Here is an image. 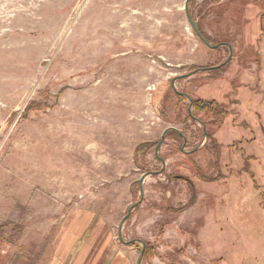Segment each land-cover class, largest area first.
<instances>
[{"label":"rangeland","instance_id":"374dc122","mask_svg":"<svg viewBox=\"0 0 264 264\" xmlns=\"http://www.w3.org/2000/svg\"><path fill=\"white\" fill-rule=\"evenodd\" d=\"M185 1L0 0V264L17 250L37 255L35 264L55 254L65 260L67 246L56 238L66 222L91 214L112 226L118 246L146 248L142 239L160 237L170 221L158 211L188 201L186 185L170 177H185L191 152L210 179L199 185L201 244L179 230L192 257L264 264V0H191L187 10ZM212 67L224 68L221 92L236 86L238 111L228 117L235 125L220 129L233 144L221 147L198 116L204 146L199 132L188 142L186 124L182 147L169 143L175 124L158 112L157 98H191L187 79L206 75L193 69ZM143 175L141 194L131 181ZM156 241L160 261L189 256L180 237Z\"/></svg>","mask_w":264,"mask_h":264},{"label":"crops","instance_id":"0c3cea01","mask_svg":"<svg viewBox=\"0 0 264 264\" xmlns=\"http://www.w3.org/2000/svg\"><path fill=\"white\" fill-rule=\"evenodd\" d=\"M247 45L249 46V49L253 51L254 44L248 43ZM223 72L218 73V71L208 70L206 72L198 73L206 74L204 77H196L195 75L191 76L187 79L188 82L186 83V89H190V92H192L190 95V99L192 102L198 104L199 102H202V105L205 107L203 108L201 106L194 105V118H197V116L199 118H202L205 123L208 124L211 131L215 130L212 126L213 116L217 115V111L224 113V118L220 123L219 128L216 129L215 133L211 134L210 136L214 138V140H216L221 147L227 148V146L232 145L233 142H223L221 136L224 130L220 131V129L224 126L226 127L229 123L231 124V122L232 125H235V118L230 121L228 117L229 115H232L233 117L237 113L238 110H236V105H239V103L236 99L235 94V91H237L235 90L236 86H230V89H227L226 93L221 92L223 88L221 89L220 87H218V78L223 74ZM172 84L173 83H171V85ZM209 90L217 91L218 95L212 93L206 94ZM182 101H184V104H187L186 109L183 106ZM156 102L158 112L162 114V116L165 117L169 123L172 122L173 124H175V129L166 133V138L168 139V142L172 144H179L181 148L184 143L180 131L181 126L186 124L190 127L189 130H192L191 127H193L190 122L187 108L188 103L186 99L176 96H174L173 99H166L162 98L161 95L157 98ZM216 109L217 111L213 112ZM188 120L189 123L187 124L186 122H188ZM225 129L230 130L229 127H226ZM195 132H199L201 134V138L196 141V143L199 144L202 137L205 135V130H192V135L189 132V135H191V137L188 135V142L189 140L190 142L195 141ZM186 158L187 163L185 164V166H183L186 169V173L184 175L185 177L170 178L174 179L175 181H182L186 185L188 201L186 204L182 205V207L186 206L191 202L193 203L179 214H176V212L182 207L175 208L171 206H166L162 209V211H158L170 221H168L166 225L163 226L162 234L160 237L155 235L150 236L149 238L142 239L146 244V248L142 245L139 250L136 243L129 244V242L125 243V246H118L112 236V226L109 225V223L102 218L94 219V216L91 214L89 220L85 219L84 221H82L81 218L70 223L66 222L60 232L59 237L56 238V240L58 239L61 243H65V245L67 246L66 259L62 260L56 257L54 250V259L49 264H182L181 262L183 259L186 261V264H201L200 258L207 255L200 252L199 258H193L192 254L190 253L191 251H189L191 240L189 237H184L179 234V230H189L186 233L189 236L191 235L194 241L196 240L198 243L201 244V242L198 241V238L202 234V232L200 231L201 228L199 229L198 227H200L199 225H201L203 219L205 218V208L203 204L205 198L204 194L200 190L199 185L201 181L207 182L210 179L207 180V177L204 175V171L200 163H198L195 155H193L192 152L191 154L189 153V156H187ZM140 164L141 163L139 162L138 165ZM242 170L243 168H241L240 171ZM141 178L142 177L133 179L131 183L137 182V184H139L140 186ZM146 180L147 179H144L142 183L145 184ZM142 207L143 206H139L140 209H142ZM152 208L154 209L156 207L152 206ZM147 216H142V218L146 219ZM137 221L138 217L133 216L131 219L127 220L126 223L130 222L129 227L133 229V224H136ZM195 227L196 229L192 231V229ZM137 230L140 231V228H138ZM87 232H89L88 242L83 244L82 236ZM157 235H159V232ZM157 237L162 241H167L170 243H172V240L178 241L180 237L183 242V247L181 251L180 249L178 251H180L182 254H187L189 256L184 257V255H182V257H178L177 259L175 256L169 255L167 260H158L157 257L159 256L156 257L154 254L155 252L160 254V248H155L153 246L154 243H159L156 241ZM98 242H102V248L93 250L91 247ZM140 243L141 241H139V244ZM142 250L143 254H141Z\"/></svg>","mask_w":264,"mask_h":264},{"label":"trees","instance_id":"16d2710c","mask_svg":"<svg viewBox=\"0 0 264 264\" xmlns=\"http://www.w3.org/2000/svg\"><path fill=\"white\" fill-rule=\"evenodd\" d=\"M191 2V1H190ZM189 2V4H190ZM188 4V6H189ZM188 9V8H187ZM191 17V16H190ZM192 19V18H191ZM198 29V27H197ZM199 33L201 34V36L204 38V40L209 44L208 40L202 35V33L200 32V30L198 29ZM218 71V73H221L224 71V68L221 67V68H216V67H212L210 69H202V68H194L192 72H196V73H202V72H206V71ZM192 102V101H191ZM202 102H199L198 103H194L192 102V106H201L203 108H205L203 105ZM202 108V109H203ZM217 111L214 110L213 112ZM223 115L224 113L223 112H220V111H217V115L216 116H213V122H212V126H213V129H218L219 126H220V123L222 122L223 120ZM144 147H147V145H143ZM141 146V147H143ZM140 146L136 149V152L140 151ZM177 178H181V177H177ZM193 202L187 204L186 206L180 208L176 214H179L181 213L182 211H184L188 206H190ZM6 225H4L3 227H0V244L4 241L3 237H2V229L5 228ZM52 251V249H51ZM37 259V255H32V254H25L23 253L22 251H19L17 250V252L14 254V256L10 259L9 263L8 264H35V261Z\"/></svg>","mask_w":264,"mask_h":264},{"label":"water","instance_id":"95a60500","mask_svg":"<svg viewBox=\"0 0 264 264\" xmlns=\"http://www.w3.org/2000/svg\"><path fill=\"white\" fill-rule=\"evenodd\" d=\"M190 1H191V0H186V1H185V5H184L185 10H187V8H188V4H189ZM187 19H188V21H189V23H190V25H191V27H192L194 33L197 35V37L200 39V41L203 42V43H204L205 45H207L208 47H211V46H210V45L204 40V38L201 36V34L199 33L197 27L195 26V24H194V22H193V20L191 19V17H190L189 14H187ZM212 48H215V47H212ZM183 96H184V95H183ZM184 97H186L187 99H189V97H187V96H184ZM163 141H164V135L161 137L160 141L158 142V144H157L156 147H155V155H157L158 148H159V146L163 143ZM146 177H147V175H143V178H142L141 181H140V193H141V194H142L141 183H142V181H143ZM134 207H135V205L129 209L127 216L130 214L131 210H132ZM141 254H143V250H142Z\"/></svg>","mask_w":264,"mask_h":264},{"label":"built area","instance_id":"2783aa9c","mask_svg":"<svg viewBox=\"0 0 264 264\" xmlns=\"http://www.w3.org/2000/svg\"><path fill=\"white\" fill-rule=\"evenodd\" d=\"M185 99H186V101H187V103H188V113H189V118H190V122H191V125L193 126V127H191V129L192 130H195V129H198V130H205L204 128V125L202 124V123H200L199 121H197L195 118H194V114H193V106H192V102H191V100H190V98L189 99H187L186 97H185ZM185 138V137H184ZM206 135H204L203 137H202V139H201V141H200V143H199V146H204L205 144H206Z\"/></svg>","mask_w":264,"mask_h":264}]
</instances>
